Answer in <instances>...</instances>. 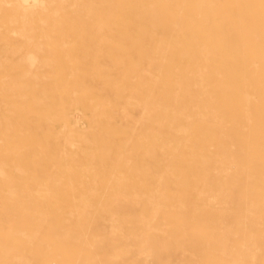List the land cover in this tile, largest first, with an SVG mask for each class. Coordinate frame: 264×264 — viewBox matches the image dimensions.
Instances as JSON below:
<instances>
[{"label":"rangeland","instance_id":"obj_1","mask_svg":"<svg viewBox=\"0 0 264 264\" xmlns=\"http://www.w3.org/2000/svg\"><path fill=\"white\" fill-rule=\"evenodd\" d=\"M0 178V264H264V0H0Z\"/></svg>","mask_w":264,"mask_h":264},{"label":"bare ground","instance_id":"obj_2","mask_svg":"<svg viewBox=\"0 0 264 264\" xmlns=\"http://www.w3.org/2000/svg\"><path fill=\"white\" fill-rule=\"evenodd\" d=\"M205 18H207V17H205ZM208 20H210V19H208ZM260 23H262V22L259 21L258 24H260ZM124 27H125V26H124ZM128 27H129V26H128ZM128 29H129V28H128ZM210 29H212V28H210ZM123 30H124V29H123ZM126 31H127V30H126ZM136 31H137V29H136ZM138 31H139V30H138ZM213 31H214V30H213ZM213 31H212V32H213ZM247 31H249V30H247ZM130 32H131V31H130ZM133 32H134V31H133ZM237 32H238V34L241 33V32H242V29H238ZM125 33H126V32H125ZM125 33H124V34H125ZM202 33H203V32H202ZM219 33L222 34L223 36H224V34H226V32H224L223 29L220 30ZM198 34H199V33H198ZM229 34H230V33H229ZM195 35H196V34H195ZM200 35H201V34H200ZM203 35H204V34H203ZM198 36H199V35H198ZM199 37H200V36H199ZM67 42H68V41H67ZM73 47H74V46H73ZM66 48H67V47H66ZM196 48H197V47H196ZM73 49H74V48H73ZM76 49H77V48H76ZM190 49H191V48H190ZM58 50H60V49H58ZM155 51H156V49H155ZM191 51H193V50H191ZM76 52H77V51H76ZM196 52H197V51H196ZM157 53H158V51H157ZM157 53H156V54H157ZM191 53H194V52H191ZM191 53H190V54H191ZM201 53H202V52H201ZM196 54H197V53H196ZM192 55H193V54H192ZM197 55H198V54H197ZM197 55H196V56H197ZM201 55H202V54H201ZM194 56H195V54H194ZM205 56H206V55H205ZM203 57H204V55H203ZM64 58H65V57H64ZM76 58H77V57H76ZM68 59H69V61H71L70 58H68ZM202 59H203V58H202ZM74 60H75V58H74ZM74 60H73V61H74ZM202 61H203V60H202ZM202 61H201V63H202ZM204 61H205V59H204ZM79 62H80V61H79ZM64 63H65V62H64ZM66 63H67V62H66ZM69 63H70V62H69ZM62 64H63V63H62ZM160 64L162 65V63H160ZM74 65H75V64H73V67H74ZM156 65H157V64H156ZM70 66H71V65H70ZM76 66H77V65H76ZM159 66H160V65H159ZM68 67H69V66H68ZM62 68H63V67H62ZM71 68H72V67H71ZM154 68H155V67H154ZM76 69H77V68H76ZM64 70H65V68H64ZM73 70H74V69H73ZM73 70H72V71H73ZM65 72H66V71H65ZM75 73H76V72H75ZM196 78H197V77H196ZM201 81H202V80H201ZM70 82H71V81H70ZM234 83H235V82H234ZM88 97H89V96H88ZM49 98H50V95H49ZM81 99H82V98H81ZM83 99H85V98H83ZM93 99H94V98H93ZM97 99H98V98H97ZM89 100H90V99H89ZM89 100H87V101H89ZM48 101L50 102V99H49ZM98 101H99V100H98ZM160 102H161V101H160ZM46 103H47V102H46ZM163 103H164V102H163ZM83 104L85 105V103H83ZM86 104H87V103H86ZM165 104H166V103H165ZM96 105H97V104H96ZM85 106H86V105H85ZM223 106H224V105H223ZM94 107H95V106H94ZM78 108H79V107H78ZM25 109H26V108H25ZM27 109H28V108H27ZM79 109H80V108H79ZM99 109H100V108H99ZM32 110H36V109H32ZM91 110H92V109H91ZM82 111H83V110H82ZM85 111H86V110H85ZM11 112H12V110H11ZM33 112H34V111H33ZM86 112H87V111H86ZM89 112H90V111H89ZM91 112H92V111H91ZM12 113H13V112H12ZM87 113H88V112H87ZM14 114H17V113L15 112ZM20 114H21V113H20ZM85 114H86V113H85ZM44 115L46 116V113H44ZM18 116H20V115H18ZM20 117H21V116H20ZM40 117H41V116H40ZM33 118H34V117H33ZM43 118H44V117H43ZM47 118H48V117H47ZM180 118H181V117H180ZM40 119H41V118H40ZM19 120H21V119H19ZM26 120H27V119H26ZM50 121H51V120H50ZM24 122H25V121H24ZM22 123H23V122H22ZM31 123H32V122H31ZM67 123H68V122H66V124H67ZM10 124H11V123H10ZM15 124H17V123H15ZM32 124H33V123H32ZM32 124H31V125H32ZM46 124H47V123H46ZM64 124H65V123H64ZM33 125H34V124H33ZM33 125H32V126H33ZM11 126H12V125H11ZM53 126H54V122H53ZM104 126H105V125H104ZM12 127H13V126H12ZM14 127L16 128V125H15ZM45 127H46V126H45ZM48 127H49V126H48ZM55 127H56V126H55ZM59 127H60V126H59ZM108 127H109V126H108ZM40 128H41V127H40ZM49 128H50V127H49ZM110 128L113 129L112 127H110ZM16 129H17V128H16ZM16 129H15V130H16ZM66 129H67V128H66ZM106 129H108V128H106ZM106 129H105V130H106ZM111 129H110V131H111ZM21 130H23V129L21 128ZM69 130H70V129H69ZM35 131H38V130H35ZM16 132H17V131H16ZM18 132H20V131H18ZM50 132H51V131H50ZM52 132H53V131H52ZM29 133H30V132H29ZM43 133H44V131H43ZM70 133H71V132H70ZM76 133H77V132H76ZM22 134H23V133H22ZM49 134H50V133H49ZM53 134H54V133H53ZM66 134H68V133H66ZM20 135H21V134H20ZM51 135H52V134H51ZM24 137H26V136H24ZM30 138H31V137H30ZM47 138H48V137H47ZM76 138H77V135H76ZM28 140H30V139H28ZM94 141H95V140H94ZM31 142H33V140L30 141V143H31ZM46 143H47V141H46ZM96 143H97V142H96ZM34 144H35V143H34ZM18 145H19V144H18ZM18 145H17V146H18ZM47 146H48V144H47ZM47 146H46V147H47ZM21 147H23V146H21ZM24 147H28V146H25V145H24ZM48 147H49V146H48ZM19 148H20V147H19ZM55 148H56V147H55ZM20 149H21V148H20ZM140 158H141V157H140ZM27 162H28V161H27ZM17 163H18V162H17ZM23 163H24V162H23ZM18 164H19V163H18ZM140 164H141V163H140ZM15 165H16V164H15ZM24 165H25V164H24ZM139 166H140V165H139ZM26 168H27V167H26ZM9 169H10V168H9ZM23 170H24V169H23ZM192 171H193V168L191 169V172H192ZM188 172H189V171H188ZM194 174H195V173H193V175H194ZM190 175H191V174H190ZM195 175H196V174H195ZM19 177H20V176H19ZM195 178H196V179H199V178L201 179V177H197V176H196ZM0 179H1V178H0ZM200 179H199V180H200ZM202 180H203V179H202ZM204 180H205V179H204Z\"/></svg>","mask_w":264,"mask_h":264}]
</instances>
